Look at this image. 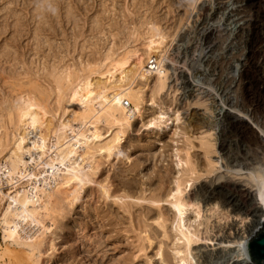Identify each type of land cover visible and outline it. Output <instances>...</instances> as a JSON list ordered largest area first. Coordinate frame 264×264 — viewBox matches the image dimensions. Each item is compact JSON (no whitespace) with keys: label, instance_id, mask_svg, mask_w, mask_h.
<instances>
[{"label":"rangeland","instance_id":"374dc122","mask_svg":"<svg viewBox=\"0 0 264 264\" xmlns=\"http://www.w3.org/2000/svg\"><path fill=\"white\" fill-rule=\"evenodd\" d=\"M237 4L233 0H223V5H218V0H0V126L10 122L8 108L19 105L23 96L29 94L47 102L53 109L61 107L54 119L58 124L67 105V98L60 99L58 92L59 86L66 83L65 78L70 74L90 75L94 82L106 81L108 79L100 72L111 63V57L136 52L127 67L130 74L137 58L146 56V44L153 27L166 38L168 59L172 57L175 63L177 61L176 65L171 60L168 62L171 69L168 68L167 86L162 92H156L157 77L154 74L148 82L136 81V89L144 91L141 114L125 129L112 154L97 153L93 160V179L78 197L70 203L68 198L59 196V213L53 229L46 234L41 264H178L173 253L176 240L163 239L164 236L153 232L151 227L155 220L147 214L151 205L146 201L136 203L137 197L160 191L166 197L176 188V179L181 175L190 177L184 176L188 175L187 170L193 167L210 169L211 161L220 160L216 167L222 168L209 176L202 171L204 177L191 180L187 187L184 184L185 195L223 173L234 176L235 173H228L226 165L229 164L230 169L233 167L231 172H234L243 160L242 154L247 153L249 157L253 152L238 135L231 138L227 135L232 153L229 158L225 156L220 147L219 132L223 125L219 120L224 123L226 109L264 139V133L251 113L234 109L242 101L238 83L255 23L254 17L243 18L242 14H237L235 9L242 3ZM261 4L264 10V0ZM204 23L209 29H221L225 35L224 40L210 44L213 45L212 52H208L209 44L202 37ZM244 26L245 34L238 39ZM179 65L187 75L190 87L183 83L185 79L176 69ZM120 78L118 73L115 80ZM261 103L264 108V97ZM261 113L260 121L264 123V112ZM100 127L105 141L119 130L106 124ZM207 136L216 143L210 158L204 149L207 147L202 145L203 137ZM54 140L52 133L50 146ZM235 152L240 154L235 155ZM3 160L4 157H0V165ZM42 171L38 169L37 173ZM242 174L237 176V181L245 185L249 171L245 169ZM197 176L193 174V178ZM4 182H0L1 188L5 187L3 191H12L10 183ZM104 187L113 196L108 197ZM116 194L126 200L120 202L115 198ZM1 197L0 252L5 245L1 220L10 200L4 198L2 201ZM253 199L251 201L256 202V198ZM164 204V212L170 218L168 225L172 227L174 212L170 211L168 203ZM251 218L223 202L201 201L188 212V221L193 225L209 219V226L226 227L225 231L230 225L241 230L250 226L246 234L253 230ZM147 222L151 227L145 226ZM147 228L153 237L152 244L146 239ZM217 228L211 235L218 234L216 238L219 239L222 233L217 232ZM161 240L166 242L163 248L170 263L164 262L156 253ZM218 247L199 246L203 251L211 252L218 251ZM21 255L17 256L18 260L23 258ZM12 260L5 255L0 264H9ZM18 260H14L15 264H21Z\"/></svg>","mask_w":264,"mask_h":264},{"label":"bare ground","instance_id":"6f19581e","mask_svg":"<svg viewBox=\"0 0 264 264\" xmlns=\"http://www.w3.org/2000/svg\"><path fill=\"white\" fill-rule=\"evenodd\" d=\"M233 1L238 4L242 3L241 7L235 9L237 14H242L243 18L249 16L255 18V23L252 24L254 34L250 37L248 54L244 59L238 83L242 101L240 104H236L234 109L251 113L258 127L264 133V123L260 121L261 112H264V108H261V100L264 97V10L261 0ZM218 5H223V0H218ZM205 11L207 13L208 9L205 8ZM204 19L206 20L207 17ZM203 25L205 29L202 32L204 34L202 33L203 36H200L203 37L205 43L209 44L206 47H210L208 52H212L213 45L210 44L222 39L225 35L223 36L224 32L217 27L209 29L207 25L205 27V23ZM244 34L245 26L239 31L237 38L241 39ZM149 37L146 44V56L137 58L135 69H132L130 73L131 78L128 77L130 71L127 70V67L136 52L128 53L123 57H111V63L103 72H100L102 76H106L108 79L106 81L100 79L94 82L90 75H68L65 78V86L62 83L63 86L58 88L60 99L67 98V105L64 110L62 108L63 119L58 120V124H55L54 119L61 107L53 109L50 106V108L47 102L39 101L37 96L36 98L30 94V97H28L29 95L23 96L19 105L8 108L10 122L8 125L2 123L0 126V157H4L0 165V182L5 180L7 183L4 182V184L10 183L8 185L13 190L5 193V187H3V191L0 184L2 201L4 198L10 199L1 220L5 245L1 248L3 251L0 252V259L7 255L18 260L22 254L24 259L18 260L21 264H41L42 247L46 234L53 229L56 214L59 213L57 208L60 201L59 196L63 195L65 199L68 198L70 203L74 201L86 184L93 179L95 173L93 160L97 158V153L112 154L120 143L121 135L125 129L131 125L138 114H141L144 91L142 88L136 89L134 86L136 81L148 82L154 74V77H157L156 92H162L166 88L167 73L170 68L168 62L171 60L175 63V59L170 56V60L168 59L165 48L166 38L160 34L159 30L153 27ZM209 61L214 63L211 62L212 60ZM176 69L185 79L183 83L190 87L191 83L187 81L184 70H181L180 65ZM118 73L121 74V78L117 81L115 77ZM113 79L117 82H114ZM126 101L130 105H127ZM231 112L229 109L224 110V123L221 119L219 120V123L223 125L219 132L220 147L224 150L227 158L231 157V144L227 135L230 138L238 135L253 152V155L251 154L249 157L247 153L242 154L243 160L238 163L239 168L234 169V172H231L233 167L230 169L229 164L226 165L228 173H235L234 176L223 173L210 180L209 183H204L197 191L185 195V189L191 180H198L205 176L202 171H205L209 176L222 168V166L216 167L220 160L209 162L210 169L206 170L202 167L190 168L192 165L190 164L188 167L190 169L187 170L188 175H184L190 177L184 178L181 175L176 179V188L171 189L166 197L160 191L150 196L143 194L144 196H138L135 201L138 204L146 201L151 205L147 214L151 216L150 218H154L155 224L151 227L147 222V224L145 223L146 227L150 226L157 235L164 236L163 239L176 240L175 246L173 245L174 252H172L176 255L178 264H255L249 256L247 244L259 225L264 222V191L259 193L258 189L254 187L264 185V139ZM155 123L153 122V124ZM102 124L110 126L113 130L114 128L119 130L113 137L105 141L106 136L100 127ZM220 124L218 127L221 128ZM52 133L55 140L50 146L49 141ZM210 136H212L211 133ZM209 137H203L202 145L207 147L204 149L205 151L207 149L208 156H206L210 158V153L213 152L216 143L209 140ZM234 154L239 155L240 153L235 152ZM188 162L190 163V160L186 162L187 165ZM38 169H43V171L38 174ZM245 169L249 171V175L246 174L248 180L245 179V185H240L237 176L243 175L242 171ZM193 174L196 176L198 174V176L193 178ZM103 190L108 197L113 196L109 189L104 187ZM114 196L120 202L126 198L121 195L117 197V194ZM253 197L256 198V202L251 201ZM201 201H212L215 204L223 202L225 205L233 207L234 211L252 216V232L246 234L250 226L241 230L235 225H230L225 231L226 227L222 228L216 224L209 226V219L200 221L197 225L189 223L188 212L192 207L200 205ZM164 202L168 203L170 211H173L175 215V220L170 224L172 227L168 225L170 218L164 212ZM0 207H2L1 204ZM198 216L201 217L200 211ZM148 228L145 229L146 233H148ZM216 228L217 232L222 233L219 239L216 238L218 234L211 235V232ZM151 237L148 233L146 239L152 244L153 237ZM164 243H166L165 240H161L156 253L162 256V260L166 262L168 260L163 248ZM202 244L218 245V251H203L202 248H199ZM194 252H196L195 255ZM25 259L26 262L23 261ZM14 260L9 264H15Z\"/></svg>","mask_w":264,"mask_h":264},{"label":"water","instance_id":"95a60500","mask_svg":"<svg viewBox=\"0 0 264 264\" xmlns=\"http://www.w3.org/2000/svg\"><path fill=\"white\" fill-rule=\"evenodd\" d=\"M247 246L252 261L255 264H264V224L258 227Z\"/></svg>","mask_w":264,"mask_h":264},{"label":"clouds","instance_id":"9594fccd","mask_svg":"<svg viewBox=\"0 0 264 264\" xmlns=\"http://www.w3.org/2000/svg\"><path fill=\"white\" fill-rule=\"evenodd\" d=\"M256 189H258V192L260 193L261 191H264V185H257L254 186Z\"/></svg>","mask_w":264,"mask_h":264},{"label":"built area","instance_id":"2783aa9c","mask_svg":"<svg viewBox=\"0 0 264 264\" xmlns=\"http://www.w3.org/2000/svg\"><path fill=\"white\" fill-rule=\"evenodd\" d=\"M126 104H127V105H130V103H129L128 101H126Z\"/></svg>","mask_w":264,"mask_h":264}]
</instances>
